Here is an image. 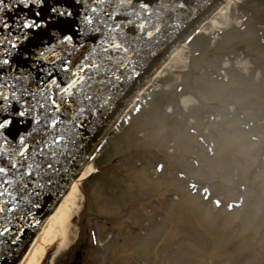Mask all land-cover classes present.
Here are the masks:
<instances>
[{"label": "rangeland", "instance_id": "1", "mask_svg": "<svg viewBox=\"0 0 264 264\" xmlns=\"http://www.w3.org/2000/svg\"><path fill=\"white\" fill-rule=\"evenodd\" d=\"M223 22V29L206 27L223 34L197 37L190 50L199 56H182V68L160 80L148 108L108 140L92 162L103 174L79 184L57 239L35 264L61 261L89 226L99 239L96 254L117 264H264V0H237ZM188 66L198 80L181 73ZM228 67V81L213 78ZM182 81L190 87L177 102L173 90ZM232 108L230 118L220 116ZM208 114L215 115L214 131L204 136L214 143L210 155L198 142ZM187 183L211 186V197L223 202L215 208L190 195ZM240 198L241 207L227 212L226 202Z\"/></svg>", "mask_w": 264, "mask_h": 264}, {"label": "snow or ice", "instance_id": "2", "mask_svg": "<svg viewBox=\"0 0 264 264\" xmlns=\"http://www.w3.org/2000/svg\"><path fill=\"white\" fill-rule=\"evenodd\" d=\"M74 3L81 7L72 32L52 29L51 39L23 52L37 30L71 18V10L50 4L41 19L45 0H19L22 8L32 9V16L0 20V237L9 233L6 225L17 213L25 217L26 202L46 174L55 171L61 149L80 136L82 104L91 100L93 83L106 71L109 52L118 47L113 44L122 27L118 18L139 16L130 7L133 0ZM0 5L9 7L3 0ZM17 57L23 62L18 63ZM13 121L27 124V135H10Z\"/></svg>", "mask_w": 264, "mask_h": 264}, {"label": "water", "instance_id": "3", "mask_svg": "<svg viewBox=\"0 0 264 264\" xmlns=\"http://www.w3.org/2000/svg\"><path fill=\"white\" fill-rule=\"evenodd\" d=\"M225 1L133 0L130 7L139 16L135 19L127 16L118 18L122 22L121 32L113 41L118 47L109 52L106 71L98 77V82L93 83L91 100L82 104L84 116L80 136L61 149L63 154L55 161V171L46 174L43 182L38 183L34 190L36 194L26 202L25 217L17 213L11 225H6L9 233L0 237V264H19L69 186L110 136V130L120 113L167 57ZM3 3L9 7L5 9L0 5V20L12 22L15 18L32 16V9L22 8L19 0H3ZM50 4L67 7L73 13L72 17L57 19L47 28L37 30L21 49L22 52L38 45L42 39H51L48 32L52 29L60 34L72 32L81 5L74 3V0H45L41 19L47 16ZM79 58L76 57L77 60ZM17 62L23 61L17 57ZM24 106L27 107V102H24ZM27 127V124L13 121L9 133L13 136L17 132L27 135L24 133Z\"/></svg>", "mask_w": 264, "mask_h": 264}, {"label": "bare ground", "instance_id": "4", "mask_svg": "<svg viewBox=\"0 0 264 264\" xmlns=\"http://www.w3.org/2000/svg\"><path fill=\"white\" fill-rule=\"evenodd\" d=\"M237 2V0H226L216 11L215 13H212L210 18L207 21L205 19L201 23V28H204L206 25L210 26H217L220 29H223L222 21H226V19L229 17V13L231 10V6L233 3ZM184 47L179 46L169 57L168 61L169 63L167 65H161L160 68L157 70L156 74L153 75L149 80L148 84L140 90L138 93L139 95L143 96L145 95L149 89L154 88L156 89V86L160 79L164 76H166L165 72H173V66L174 63L177 62L179 66L177 67L178 70L174 72H179V70L182 68V56H184ZM183 70L181 71V73ZM191 102V99H183L182 103L184 105H189ZM146 104V108H147ZM94 168L91 164H88L80 174V176L73 181V183L69 187V191L67 195L63 198V200L56 206L53 212L48 216L45 224L41 228L38 235L35 237L31 245L29 246L27 252L22 257L19 264H35V260L38 256V254L43 253L45 246L47 243L51 242L52 240L55 242L57 239V234L59 229H62V226L66 220V216L69 210V201L70 199H73L77 193H79V184L83 181H85L87 178L90 177V174ZM53 242V243H54ZM52 244V243H51ZM50 244V245H51ZM49 245V244H48Z\"/></svg>", "mask_w": 264, "mask_h": 264}, {"label": "flooded vegetation", "instance_id": "5", "mask_svg": "<svg viewBox=\"0 0 264 264\" xmlns=\"http://www.w3.org/2000/svg\"><path fill=\"white\" fill-rule=\"evenodd\" d=\"M87 230L84 236L77 237L63 252V259L61 261H54L52 264H117L116 258L106 257V260L96 254L97 249L100 248L99 239L98 247L95 250L92 243H90Z\"/></svg>", "mask_w": 264, "mask_h": 264}]
</instances>
